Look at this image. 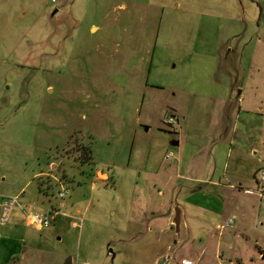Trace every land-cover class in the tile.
Segmentation results:
<instances>
[{"label": "rangeland", "instance_id": "374dc122", "mask_svg": "<svg viewBox=\"0 0 264 264\" xmlns=\"http://www.w3.org/2000/svg\"><path fill=\"white\" fill-rule=\"evenodd\" d=\"M215 1L0 0V264H264V0Z\"/></svg>", "mask_w": 264, "mask_h": 264}, {"label": "crops", "instance_id": "0c3cea01", "mask_svg": "<svg viewBox=\"0 0 264 264\" xmlns=\"http://www.w3.org/2000/svg\"><path fill=\"white\" fill-rule=\"evenodd\" d=\"M187 1L189 2V7H185V10L187 12V15L191 19L189 24L190 25H194L196 23L195 20L197 18V19H199V23H200L199 27L203 26L202 24H204L203 28H205L207 30L209 28V26H210L209 22L206 21V20H202V17H208L209 16V15H207V12L204 11V10H207V8H208L207 5H209V4L205 3L204 0H187ZM195 2L197 3V5H199V7H197V8H200V9H197V8L194 9L192 7L193 4H196ZM214 4H215L216 8H218V9L220 8L221 10L226 12V16H227V19H228L227 22L228 23L238 19V17H239L238 16V14H239L238 12L241 9L240 0H216L214 2ZM177 7H179V5H175V8H177ZM196 27H198V24H197ZM193 31H194V29H193ZM234 32H235V30L233 29L232 25H228V28H227V30H225V33L222 36L220 35L221 38H222V44H226V42L230 41V38L236 37L237 34H235ZM197 34H198V31H196V34H194V33L192 34V35H195L194 39H196ZM216 34H215L214 38H215L216 41L219 42V40H217V35ZM257 41L260 42L261 41L260 38H257ZM229 46H230V44L228 42L226 47L224 45H222L220 51L218 50L220 48L219 46H216V48L214 50L215 51L214 53H216V52L221 53L220 54L221 60L223 61V63L226 66V68H228V73L226 75H228V74L231 75V70L233 68L232 63L229 62V58H230L231 55L234 54V50L232 48H230ZM214 57L215 56L213 55V58ZM232 77H233V75H232ZM149 86L150 87H154L153 85H149ZM237 86H240V85L239 84H231L229 86L228 85H223V86H221L222 94L218 95V96L215 95L213 97V99L216 100L217 103H219L222 108H225L224 109V111L226 112V117L225 118H227V120H229V118L231 116L232 107L236 106L239 109V105L243 101L241 99V95H240L241 91H238L236 96L233 95L234 91L237 89ZM224 127H225V129H224V133L223 134H226L229 131V125L224 126ZM176 132H177V130H176ZM186 140L187 139L184 136H183V139L182 138L181 139L178 138L175 141V142H177V144L174 145L176 147L181 146V148L176 151V156H175V163L179 166V169H181L183 166H185L184 163H186V165H187L188 162L190 161L189 158H187V155L185 156L184 145H182L183 143L186 144ZM214 150H212L213 154L215 153ZM172 155H173V153H172ZM186 167L187 166H185V168ZM19 206H20V204H19ZM14 207H18V206H14ZM14 207H12V208H14ZM0 208H1V206H0ZM12 208L7 213L8 215L11 212ZM222 208H223V206H222ZM13 220L14 221L17 220V216L16 215H14ZM6 221H7V219H6ZM7 241H8V239H5L3 236H0V246H2V244H5ZM6 245L10 246L8 242H7ZM6 258L8 259V257H6Z\"/></svg>", "mask_w": 264, "mask_h": 264}, {"label": "built area", "instance_id": "2783aa9c", "mask_svg": "<svg viewBox=\"0 0 264 264\" xmlns=\"http://www.w3.org/2000/svg\"><path fill=\"white\" fill-rule=\"evenodd\" d=\"M174 120L173 118H169L168 120H166V124L170 125L173 124ZM170 156H172L171 152H168L164 155V159L169 158ZM254 179L257 185V189L256 191L258 192V194L260 196H264V167H260L256 170L255 174H254ZM246 192H250L251 190L246 189ZM66 194V191H61L58 193V197L62 198L64 197V195ZM15 201H12L9 204L4 203L3 207H4V212L2 213V220L5 222L7 219V213L9 212V210L13 207ZM27 220H29L30 224H34L37 226H48L49 224V219L47 218L46 215H31L27 218ZM233 221L232 219H227L226 221H224L221 225L218 226V229H226L231 227Z\"/></svg>", "mask_w": 264, "mask_h": 264}, {"label": "water", "instance_id": "95a60500", "mask_svg": "<svg viewBox=\"0 0 264 264\" xmlns=\"http://www.w3.org/2000/svg\"><path fill=\"white\" fill-rule=\"evenodd\" d=\"M177 144V142H173V145H176ZM179 220H180V210H179V208L176 206L175 208H174V217H173V223H174V229H175V231H177L178 230V228H179ZM157 264H165V260L164 259H161V260H159L158 262H157Z\"/></svg>", "mask_w": 264, "mask_h": 264}]
</instances>
